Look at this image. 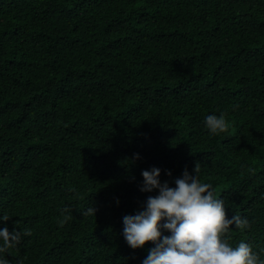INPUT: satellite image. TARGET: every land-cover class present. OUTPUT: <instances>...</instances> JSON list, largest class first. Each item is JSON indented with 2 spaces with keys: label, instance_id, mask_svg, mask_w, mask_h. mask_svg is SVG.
Listing matches in <instances>:
<instances>
[{
  "label": "trees",
  "instance_id": "16d2710c",
  "mask_svg": "<svg viewBox=\"0 0 264 264\" xmlns=\"http://www.w3.org/2000/svg\"><path fill=\"white\" fill-rule=\"evenodd\" d=\"M195 165L249 221L228 242L264 248V0H0V227L28 232L11 264H141L151 242L122 235L157 191L141 171L174 186Z\"/></svg>",
  "mask_w": 264,
  "mask_h": 264
},
{
  "label": "clouds",
  "instance_id": "9594fccd",
  "mask_svg": "<svg viewBox=\"0 0 264 264\" xmlns=\"http://www.w3.org/2000/svg\"><path fill=\"white\" fill-rule=\"evenodd\" d=\"M203 119L210 135L227 130L223 112L207 113ZM139 155L136 153V158ZM198 171L196 165L192 172L185 168L174 179V186H170L168 180H161L160 167L143 169L140 190L157 191L147 196L135 214L122 217L126 243L136 249L151 242L141 264H264V248L254 250L245 240L235 245L228 242L229 227L244 230L250 227L249 221L236 214L229 217L224 199L216 195L211 184L200 181ZM165 172L171 175L170 170ZM95 211L94 207L84 210L94 214ZM9 218L0 213V222ZM67 219L65 215L58 223L63 225ZM165 231L168 234H164ZM27 234V230L22 232L16 227L11 231L7 225L0 227V264H11L3 254Z\"/></svg>",
  "mask_w": 264,
  "mask_h": 264
}]
</instances>
